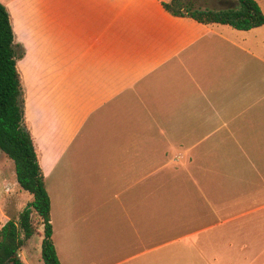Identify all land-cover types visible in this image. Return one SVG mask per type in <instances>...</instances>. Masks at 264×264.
I'll use <instances>...</instances> for the list:
<instances>
[{"label": "crops", "instance_id": "obj_1", "mask_svg": "<svg viewBox=\"0 0 264 264\" xmlns=\"http://www.w3.org/2000/svg\"><path fill=\"white\" fill-rule=\"evenodd\" d=\"M41 1L6 4L29 64L50 63L23 123L59 263L264 264L263 38L248 34L263 24L199 23L168 0ZM177 181L203 232L157 252V222L186 223L157 217Z\"/></svg>", "mask_w": 264, "mask_h": 264}, {"label": "trees", "instance_id": "obj_2", "mask_svg": "<svg viewBox=\"0 0 264 264\" xmlns=\"http://www.w3.org/2000/svg\"><path fill=\"white\" fill-rule=\"evenodd\" d=\"M179 0L162 2L173 16H187L203 24H226L236 30H248L264 23V15L255 0H232V6L219 9H183ZM12 32L6 9L0 2V152L13 163L18 187L31 195L18 214L17 223L7 220L0 226V264H23L17 251L33 234L30 214L41 225L40 260L42 264H60L51 241L49 200L28 130L23 124V98L20 78L15 69Z\"/></svg>", "mask_w": 264, "mask_h": 264}, {"label": "rangeland", "instance_id": "obj_3", "mask_svg": "<svg viewBox=\"0 0 264 264\" xmlns=\"http://www.w3.org/2000/svg\"><path fill=\"white\" fill-rule=\"evenodd\" d=\"M1 3L6 5V9H8V13L10 15V27L12 36V48L15 55L18 53L21 54V57L15 58V69L20 78L21 84V92L23 98V121L24 115L27 116L28 113L30 114L32 110L31 106L33 105L32 101V94H31V87H32V80L34 76V69H38L40 72V76L44 74V71L50 68V63L45 62L42 65L37 67L31 66L29 64L30 58L34 54V50L29 48H20V36H19V18L14 13L12 6L6 4V0H0ZM179 0L178 3L183 9H219L225 8L228 6H232L234 3L232 0ZM261 12L264 15V0H255ZM58 7H66L67 0H59V1H51V0H42L41 3L46 4L48 8H50L51 3H57ZM248 34L252 36H257V38H263V44H257V51L263 56L264 58V23L260 26L259 29L250 30ZM255 39V38H252ZM253 46L255 45L254 41L252 42ZM254 51L256 49L252 48ZM41 86L44 88L48 83L46 78L43 77L41 80ZM263 89H264V82H263ZM24 124V123H23ZM14 177V170H13V163L11 160L6 158L0 152V226L6 222V218L9 220L14 221L17 223L18 214L21 209L24 207L25 203L31 200V195L28 194L26 191L20 189L15 183ZM165 192L161 191L158 197V202L162 203L163 209L157 213V217H166V218H180L181 211L184 212V218H186L185 225H174L173 223L169 222H157L156 225V233H157V246L156 251H164L168 249L175 248L177 245L185 241H190L196 238V235L201 234V230H199L201 225L195 223V215L194 210L183 208L180 204V195H179V185L178 181L173 182L170 184ZM180 204V205H179ZM181 206V207H180ZM167 207L166 212H164V208ZM30 224L33 228V234L23 242L22 247L18 249L17 255L18 258L21 260L23 264H42L40 260V241H41V225L39 224L38 216L32 211L30 214ZM185 233H189L190 237L175 242L173 244H160L161 242L166 241L170 237H176L179 235H183ZM162 264V263H158Z\"/></svg>", "mask_w": 264, "mask_h": 264}, {"label": "flooded vegetation", "instance_id": "obj_4", "mask_svg": "<svg viewBox=\"0 0 264 264\" xmlns=\"http://www.w3.org/2000/svg\"><path fill=\"white\" fill-rule=\"evenodd\" d=\"M219 1H221V0H218L217 2H219Z\"/></svg>", "mask_w": 264, "mask_h": 264}, {"label": "water", "instance_id": "obj_5", "mask_svg": "<svg viewBox=\"0 0 264 264\" xmlns=\"http://www.w3.org/2000/svg\"><path fill=\"white\" fill-rule=\"evenodd\" d=\"M224 8V7H223Z\"/></svg>", "mask_w": 264, "mask_h": 264}]
</instances>
